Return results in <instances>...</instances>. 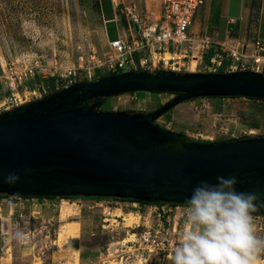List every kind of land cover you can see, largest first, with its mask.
<instances>
[{
  "label": "water",
  "instance_id": "1",
  "mask_svg": "<svg viewBox=\"0 0 264 264\" xmlns=\"http://www.w3.org/2000/svg\"><path fill=\"white\" fill-rule=\"evenodd\" d=\"M177 93L150 112L100 111L129 92ZM264 100V73L128 70L72 83L0 113V194L105 197L185 204L193 186L217 176L264 199V136L187 140L154 123L193 98ZM9 174L19 179L4 182ZM252 215H264L258 206Z\"/></svg>",
  "mask_w": 264,
  "mask_h": 264
},
{
  "label": "rangeland",
  "instance_id": "2",
  "mask_svg": "<svg viewBox=\"0 0 264 264\" xmlns=\"http://www.w3.org/2000/svg\"><path fill=\"white\" fill-rule=\"evenodd\" d=\"M260 1L254 0L251 8V0H202L191 30L201 24L207 35L216 33L219 40L230 31L231 36L246 41L255 35ZM104 9L109 11L108 4ZM230 17L236 19V24L227 23ZM120 21L126 27L124 20ZM103 26L97 0H0V103L10 94L9 83L17 81L18 76L23 79L28 67L41 65L66 73L86 63L92 53L102 58L107 42ZM106 28L109 38H115L116 24L108 23ZM258 28L264 38V15ZM238 30L239 34L234 35ZM185 72L207 71L196 67ZM100 74L97 71L95 79ZM81 81L87 80L78 77L73 83ZM68 85L59 81L55 89ZM41 86L36 79L22 80L18 85L21 92L35 93L24 92L21 100L33 101L52 92ZM174 96L140 91L101 99L98 108L146 113ZM5 110L0 108V113ZM154 123L192 141L264 136V102L244 97L195 98L178 103ZM53 203L57 210L51 220L38 214L32 217L19 200L11 210L4 204L0 215V264H60L63 259L76 258L78 251L91 253L84 257L92 258L93 264H158V259L171 251L184 226V205L134 206L114 198L80 196L56 197ZM68 223L76 224L75 238L66 241L71 237L66 235L59 240L60 230H66ZM253 226L257 238L264 239V215L253 216ZM155 230L160 231V239L165 237L173 244L166 247L164 241L166 250H153L149 256L138 235L143 231L153 234ZM85 258L81 257V262ZM255 264H264V252Z\"/></svg>",
  "mask_w": 264,
  "mask_h": 264
},
{
  "label": "built area",
  "instance_id": "3",
  "mask_svg": "<svg viewBox=\"0 0 264 264\" xmlns=\"http://www.w3.org/2000/svg\"><path fill=\"white\" fill-rule=\"evenodd\" d=\"M161 13L155 22L149 21V14L127 12L126 27H121L117 36L106 42L105 54L99 58L95 53L90 54L86 63L70 69L66 73L51 71L50 68L34 65L26 68L17 81L9 83V96L4 97L0 108L10 109L23 103L21 96L25 93L34 94L32 90H21L18 85L22 80L36 79L45 87L43 80L52 77L55 83L64 81L66 85L72 84L80 77L82 80L95 79V73H117L128 70H190V64L195 62L196 67L204 71H219L224 66L225 71L251 69L254 71L264 70V40L257 37L240 41L238 37L231 36L227 31L223 40L217 35L195 33L191 30L195 12L202 4V0H160ZM229 25L236 24V19L229 18ZM16 80V79H15ZM38 89V88H36ZM125 94H135L129 92ZM194 138H198L195 134ZM6 198H23L21 196H2ZM130 202V201H123ZM133 205L138 202H130ZM154 207L157 204H149ZM162 204L160 206H167ZM183 205H177L180 207ZM186 207V205H184ZM261 217L263 215H253ZM160 231H143L138 236L141 243L147 248V253L153 250L164 251L173 243L165 237L160 239ZM166 241V244H163ZM166 246V247H165Z\"/></svg>",
  "mask_w": 264,
  "mask_h": 264
},
{
  "label": "clouds",
  "instance_id": "4",
  "mask_svg": "<svg viewBox=\"0 0 264 264\" xmlns=\"http://www.w3.org/2000/svg\"><path fill=\"white\" fill-rule=\"evenodd\" d=\"M18 179L9 174L4 182ZM236 184L235 176H217L214 183L202 180L192 187L179 239L158 264H255L264 239L255 235L252 213L264 199L237 191Z\"/></svg>",
  "mask_w": 264,
  "mask_h": 264
},
{
  "label": "crops",
  "instance_id": "5",
  "mask_svg": "<svg viewBox=\"0 0 264 264\" xmlns=\"http://www.w3.org/2000/svg\"><path fill=\"white\" fill-rule=\"evenodd\" d=\"M97 1H98L99 16L103 22V25H104L103 27L105 28L107 40H109L110 38L106 30L107 29L106 25L111 22L115 23L117 26V29H116V36H117L120 28L122 27L120 24L121 22L120 20L122 19L124 20L126 24H128L126 20L127 12H133L137 14H141V13L149 14L150 22H155L156 19L160 17V13H161V1L160 0H97ZM104 4H108L109 11L104 9ZM250 7H249V12L251 9ZM259 15L261 17L264 15V0L260 1ZM260 16H258V20H257L258 22L254 29L255 35L253 36L261 40H264V38L261 36L262 32L258 28ZM194 21H195V15H194V19L192 23H194ZM194 30H195L194 31L195 33H205L206 34L205 29L201 27V24L199 25L196 24ZM238 32L239 30L234 31L233 33L234 35L237 36L239 34ZM55 198L48 199V198H37V197H34V198L23 197L19 199V203H21V206H23V208H26L29 211L32 217H35L38 214L41 217L42 216L45 217V219L47 220H51L55 214V211L57 210L55 203H53ZM16 200L17 198H14V197L6 198V197L0 196V215L2 214V209L5 206L4 204H6L8 209L11 210L13 206L16 205L15 204ZM75 232H76V224L68 223L66 230H60L58 234V239L59 240L63 239V237H65L66 235L71 236V237H68L66 241L70 238H75L73 237L75 236ZM84 254H87L88 256L91 253H81V251H78V255L76 258H73L70 261L63 259L60 262V264H93L94 262L92 261V258L90 257L85 258ZM148 255L150 256L151 254H148ZM81 257L85 258V261L81 262Z\"/></svg>",
  "mask_w": 264,
  "mask_h": 264
},
{
  "label": "trees",
  "instance_id": "6",
  "mask_svg": "<svg viewBox=\"0 0 264 264\" xmlns=\"http://www.w3.org/2000/svg\"><path fill=\"white\" fill-rule=\"evenodd\" d=\"M253 3H254V0H251V8L253 7ZM225 65H226V62H224L223 66L220 68L219 71H225V69H224V66H225ZM261 72L264 73V70H262ZM110 74H112V73H108V74H100V75H98L97 78L102 77V76H106V75H110ZM36 80L39 82L40 79H39L38 77H36ZM43 83H44V85H45L49 90H51V91H54V90H55V81H54V78L49 77V78L43 80ZM134 93H136V92H134ZM155 93H161V92H155ZM164 93H165V92H164ZM170 93H171V92H170ZM171 94L176 95L177 93H171ZM234 97H240V96H234ZM208 98H219V97H208ZM230 98H233V97H230ZM193 99H195V98H193ZM247 99H249V100H253V101L264 102L263 99H258V98H247ZM99 110H100V111H106V110H102V109H100V108H99ZM128 112H134V111H128ZM181 136H182L183 138L187 139L186 136H184L183 134H181ZM187 140H188V139H187ZM189 140H190V139H189ZM230 140H232V139H230ZM226 141H227V140H226ZM198 142H201V141L198 140ZM202 142H204V141H202ZM213 142H221V141H213ZM0 196H6V195H2V194H0ZM21 197H25V198H28V197H30V198L37 197V198H48V199L55 198L54 196H21ZM77 197H79V196H77ZM80 197H82V196H80ZM67 198H74V197H67ZM89 198H93V199H106L105 197H89ZM114 199H117V200H119V201L138 202L139 204H142V205H144V204H157V205L169 204V205H172V206L186 205V204H175V203H164V202L147 203V202L137 201V200H133V199H118V198H114Z\"/></svg>",
  "mask_w": 264,
  "mask_h": 264
},
{
  "label": "bare ground",
  "instance_id": "7",
  "mask_svg": "<svg viewBox=\"0 0 264 264\" xmlns=\"http://www.w3.org/2000/svg\"><path fill=\"white\" fill-rule=\"evenodd\" d=\"M194 63V64H193ZM194 65H195V62H192L191 64H190V70H192L193 68H194ZM60 235H61V233H60ZM128 264V263H127Z\"/></svg>",
  "mask_w": 264,
  "mask_h": 264
}]
</instances>
